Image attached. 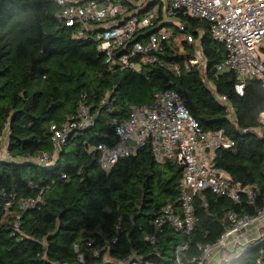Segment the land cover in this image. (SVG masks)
Returning <instances> with one entry per match:
<instances>
[{
	"label": "trees",
	"instance_id": "trees-1",
	"mask_svg": "<svg viewBox=\"0 0 264 264\" xmlns=\"http://www.w3.org/2000/svg\"><path fill=\"white\" fill-rule=\"evenodd\" d=\"M59 11L56 0H0V147L5 150L0 155V264H95L101 257H93L92 248L115 237L109 255L117 260L134 252L152 264H173L175 246L184 241L188 247L182 258L196 256L197 242H213L223 232L226 211L252 209L201 190L194 198L198 220L192 232L165 227L150 244L143 235L154 233L153 213L176 201L181 167L158 163L147 144L104 171L98 153L89 148L117 142L114 122L126 118L130 104L174 89L205 131L223 130L233 141L231 148L215 151L214 165L262 193L264 126L258 119L264 112V88L258 79L248 80L238 95L236 74L216 72L225 51L211 38L204 19L180 15L184 29L172 28L155 52L159 61L135 72L106 63L95 38L78 36ZM157 27L156 22L138 36ZM190 34L200 40L206 59L202 69L189 63L195 50L186 40ZM215 92L227 97L232 112ZM81 103L90 107L93 124L70 135L52 164L26 160L53 151L51 125L74 117ZM27 198L35 204L20 210L19 201ZM260 257L264 264V241L230 264H256Z\"/></svg>",
	"mask_w": 264,
	"mask_h": 264
},
{
	"label": "built area",
	"instance_id": "built-area-1",
	"mask_svg": "<svg viewBox=\"0 0 264 264\" xmlns=\"http://www.w3.org/2000/svg\"><path fill=\"white\" fill-rule=\"evenodd\" d=\"M60 6L59 17L66 26L76 27L78 36L92 35L106 63L114 64L119 70L140 72L142 66L158 62L155 52L164 40L170 38L172 28L184 29L179 16L204 19L209 24L211 38L223 45L225 55L217 64L216 72H234L236 94L242 95L246 82L258 79L264 88V0H56ZM151 4V5H150ZM157 22L155 31L138 36ZM157 26V25H156ZM146 40H138V38ZM188 43L194 45L191 65L204 68L206 59L202 54L199 38L186 35ZM177 41V40H176ZM173 71L178 72L176 66ZM232 112L225 95L214 93ZM90 107L81 103L78 112L60 125H51L52 152H43L25 159L39 164L54 162L67 138L93 124ZM264 126V112L258 119ZM117 142H99L89 148L98 153L101 170L110 171L123 157L132 155L147 144L158 163L171 161L182 168L183 177L175 202H170L153 213L151 226L154 233H145L143 238L155 244L156 235L165 227L188 235L197 223L194 198L201 190H210L230 199L235 205L251 208L253 213L229 210L223 216V232L213 242H197L198 251L186 261L182 258L187 241L175 246L173 264H230L247 249L264 241L257 228V236L246 234L248 226L258 221L264 226V182L263 191L257 187L242 185L232 180L222 168L214 165L215 151L231 148L233 141L223 130L205 131L189 113L174 89L158 91L146 103L130 104L126 118L114 122ZM243 131H246L245 129ZM5 150L0 147V155ZM264 172V171H263ZM258 199L261 204L258 205ZM35 204L31 198L20 200L18 208L25 210ZM9 206V203H6ZM17 226V222L15 223ZM92 248L90 254L101 260L95 264H152L134 252L127 258L117 260L109 255L110 243ZM92 240L88 244L91 245ZM79 263L84 256L79 244L73 245ZM232 254L230 259L225 255ZM108 258V259H107ZM51 264H67L53 261ZM256 264H263L260 257Z\"/></svg>",
	"mask_w": 264,
	"mask_h": 264
},
{
	"label": "rangeland",
	"instance_id": "rangeland-1",
	"mask_svg": "<svg viewBox=\"0 0 264 264\" xmlns=\"http://www.w3.org/2000/svg\"><path fill=\"white\" fill-rule=\"evenodd\" d=\"M165 1V0H163ZM177 43H178V39H177ZM53 162H50V163H44V164H47V165H50L52 164ZM260 227V233L262 236H264V226L262 223L258 222V221H255L253 223H251L249 226H248V229L246 231V234H250V237H256L258 232H257V228ZM227 257V259H230L232 257V254H228V255H225ZM108 259V258H107Z\"/></svg>",
	"mask_w": 264,
	"mask_h": 264
},
{
	"label": "water",
	"instance_id": "water-1",
	"mask_svg": "<svg viewBox=\"0 0 264 264\" xmlns=\"http://www.w3.org/2000/svg\"><path fill=\"white\" fill-rule=\"evenodd\" d=\"M182 169V168H181Z\"/></svg>",
	"mask_w": 264,
	"mask_h": 264
}]
</instances>
